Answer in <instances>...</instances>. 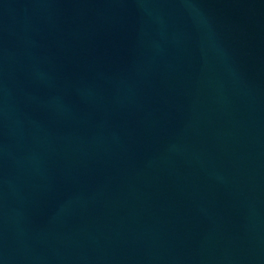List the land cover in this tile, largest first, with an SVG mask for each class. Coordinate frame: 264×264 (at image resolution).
<instances>
[{
	"label": "water",
	"instance_id": "water-1",
	"mask_svg": "<svg viewBox=\"0 0 264 264\" xmlns=\"http://www.w3.org/2000/svg\"><path fill=\"white\" fill-rule=\"evenodd\" d=\"M0 264H264V0H0Z\"/></svg>",
	"mask_w": 264,
	"mask_h": 264
}]
</instances>
